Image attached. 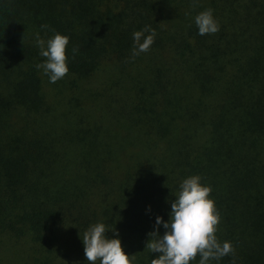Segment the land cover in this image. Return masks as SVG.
Listing matches in <instances>:
<instances>
[{"label": "trees", "instance_id": "16d2710c", "mask_svg": "<svg viewBox=\"0 0 264 264\" xmlns=\"http://www.w3.org/2000/svg\"><path fill=\"white\" fill-rule=\"evenodd\" d=\"M13 1L0 0V264H90L81 237L97 221L151 264L148 233L192 174L233 246L209 264H264V0ZM209 8L219 31L199 35ZM145 25L154 43L133 59ZM32 31L69 36L54 86L74 82L79 111L49 101Z\"/></svg>", "mask_w": 264, "mask_h": 264}, {"label": "clouds", "instance_id": "9594fccd", "mask_svg": "<svg viewBox=\"0 0 264 264\" xmlns=\"http://www.w3.org/2000/svg\"><path fill=\"white\" fill-rule=\"evenodd\" d=\"M194 23L199 35L219 31V23L210 8L197 13ZM41 29L46 30L47 25H41ZM155 37V29L149 25L134 31L131 58L148 51ZM33 40L39 56L45 58L35 67L42 70L50 83L62 79L69 71L66 55L69 36L53 32L44 38L36 32ZM72 51L75 53L76 49ZM178 189L171 201L168 219L157 215L153 230L148 233L145 248L158 253L151 264H190L197 255L198 264H209L233 252L231 241L221 242L216 236L221 215L210 195L211 186L202 182L199 174H192L180 181ZM160 226L164 229L163 234L158 230ZM109 229L114 233L111 238L106 235ZM81 239L85 259L90 264H135L136 256L124 251L118 230L103 221L89 224Z\"/></svg>", "mask_w": 264, "mask_h": 264}, {"label": "rangeland", "instance_id": "374dc122", "mask_svg": "<svg viewBox=\"0 0 264 264\" xmlns=\"http://www.w3.org/2000/svg\"><path fill=\"white\" fill-rule=\"evenodd\" d=\"M10 1L14 2L13 0H10ZM17 1L21 6L26 7L30 11H32L38 7H42L43 9L50 8V0H17ZM63 1L65 3H67L69 1L70 2H79L80 0L79 1L78 0H63ZM31 24H29V25H31ZM27 27H28V25H27ZM28 30L30 31L29 27H28ZM34 33H36V32H34V31H32V33L28 32L27 40L29 41V45L31 46V50L33 51V53H38L39 52L38 48L36 46H34L35 45L34 40H33V34ZM41 59H43V57L36 55L35 59H34V57L32 58V61L36 60V64H37V62H39ZM32 61H31V63H32ZM30 68H33V66L30 65ZM18 73H19V69L16 70L15 76H17ZM65 81L67 82V84L63 83L60 87L61 90L54 86L55 83L49 82V84H48L49 89L52 90L53 93L58 94L57 97L60 98V100H51V99H49V96H48V99H49V101H51L53 103H56L57 101L63 102L64 106H61V108H67V109L72 108L75 111H79V109H80V91L75 90V88L78 86L74 82H71V80H65ZM57 83H58V80H57ZM79 85H80V83H79ZM76 89H78V88H76ZM49 93L50 92H48V94ZM63 119H64V117H63Z\"/></svg>", "mask_w": 264, "mask_h": 264}]
</instances>
